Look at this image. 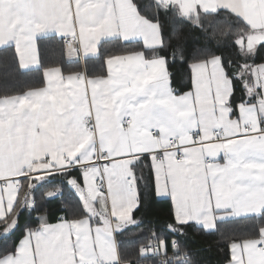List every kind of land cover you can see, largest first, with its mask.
I'll return each mask as SVG.
<instances>
[{
  "label": "crops",
  "instance_id": "obj_1",
  "mask_svg": "<svg viewBox=\"0 0 264 264\" xmlns=\"http://www.w3.org/2000/svg\"><path fill=\"white\" fill-rule=\"evenodd\" d=\"M155 1L185 18L217 11L238 17L256 41L243 52L246 60L264 43V0ZM48 36L78 40L69 63L81 66L104 41L141 42L146 49L161 45L158 26L140 17L132 0H0V49L12 46L22 70L38 67L36 41ZM249 66L237 75L243 97L235 114L230 102L236 83L219 59L192 65L191 90L176 96L165 60L141 52L108 58L104 77L49 69L41 89L0 99V222L16 204L17 179H46L63 168L64 157L86 166L77 170L86 216L25 231L0 264H117L116 232L130 224L138 208L117 184L134 191L129 165L144 156L151 159L157 190L172 197L161 200L170 202L177 224L211 232L218 222L259 216L264 63ZM127 118L129 126L123 124ZM172 139L179 151L168 150ZM97 150L108 159L100 168L93 165ZM228 264H264V229L256 240L231 245Z\"/></svg>",
  "mask_w": 264,
  "mask_h": 264
},
{
  "label": "trees",
  "instance_id": "obj_2",
  "mask_svg": "<svg viewBox=\"0 0 264 264\" xmlns=\"http://www.w3.org/2000/svg\"><path fill=\"white\" fill-rule=\"evenodd\" d=\"M138 15L158 26L161 45L146 49L141 42H122L118 39L102 42L93 58L83 59V67L65 61V40L56 36L39 38L36 41L38 67L22 70L18 55L12 46L0 49V99L19 96L31 90L41 89L44 72L60 69L62 73L84 72L90 77L106 75L105 61L108 58L141 52L147 58L160 57L166 62L171 91L182 95L191 90V67L196 63L218 58L226 77L235 84L231 96L234 110L243 97L237 75L244 64L257 66L264 63V43L256 54L245 59L239 45L249 36L250 29L238 17L227 11L201 14L190 19L179 15L171 6H162L155 0H132ZM187 85V87H184ZM141 157L131 166L135 186L140 188L139 207L134 211L132 221L122 231L116 232L119 258L124 263L138 259V253L148 239L162 242L169 248L173 241L184 251L191 264H228L225 256L235 243L260 238L264 229V211L259 216L235 218L221 221L211 232L193 225H179L175 222L168 200L149 197L152 183L151 159ZM80 175L77 170L51 175L41 181L21 180V187L13 211L0 222V258L15 252L25 231L38 229L44 224L57 221H76L86 216L80 196ZM59 188V197L51 192ZM12 230L5 234L7 228ZM152 264H157L151 261Z\"/></svg>",
  "mask_w": 264,
  "mask_h": 264
},
{
  "label": "built area",
  "instance_id": "obj_3",
  "mask_svg": "<svg viewBox=\"0 0 264 264\" xmlns=\"http://www.w3.org/2000/svg\"><path fill=\"white\" fill-rule=\"evenodd\" d=\"M78 48H79L78 40L64 42L65 61L67 63L72 62L73 58H71V52L76 53ZM79 59L81 60V58ZM85 123L88 127H91L93 124L92 118H87L85 120ZM123 124L125 126H129L131 124V120L127 118L123 120ZM152 134L154 135L156 134V132H152ZM198 135H199L198 131H194L192 133V136L195 139H198ZM215 137L216 138L219 137V132H215ZM180 149L181 148L177 145L176 140L174 139L170 140L168 150L179 151ZM156 160L159 161L160 158H157ZM62 161H63V168L54 170L53 171L54 175L60 176L65 171L81 170V169L86 168V166L84 165L75 166L74 164L71 163L68 157H64ZM107 161L108 159L106 155L100 150H97L93 165L98 166L100 168V166ZM177 161L179 162L180 159H177ZM207 162L209 163V161ZM23 179L32 180L34 179V176H24L21 179H17L16 183H17L18 189H20L21 180ZM99 187L100 189L105 191V184L103 181H101V183L99 184ZM60 194H61V190L59 188L51 192V195L55 197H59ZM151 261H155L157 264H191L188 255L184 251H181L178 249V244L176 241H173L167 250V248L165 247V244H163L162 242H157L151 238L148 239L147 242L143 246H141L139 253H138L137 260L124 263L119 258L117 264H152L150 263Z\"/></svg>",
  "mask_w": 264,
  "mask_h": 264
},
{
  "label": "snow or ice",
  "instance_id": "obj_4",
  "mask_svg": "<svg viewBox=\"0 0 264 264\" xmlns=\"http://www.w3.org/2000/svg\"><path fill=\"white\" fill-rule=\"evenodd\" d=\"M184 87H187V85H185ZM145 159H148V157H145ZM135 163V161H133V164ZM130 167L132 165H129ZM135 175V171L133 169V176ZM117 191L118 192H122L126 195L129 196H134L135 200H136V205L137 207H139V203H140V188L139 185L137 184V186L135 187L134 191L129 190L127 187H125L124 185L121 184H117ZM149 197L152 199H156V200H161V199H171L172 197H169L167 194L162 195L156 187V182H155V174L153 173L152 176V183L151 186L149 188ZM192 221H189V223H191ZM225 260L226 261H230V254L225 256Z\"/></svg>",
  "mask_w": 264,
  "mask_h": 264
},
{
  "label": "rangeland",
  "instance_id": "obj_5",
  "mask_svg": "<svg viewBox=\"0 0 264 264\" xmlns=\"http://www.w3.org/2000/svg\"><path fill=\"white\" fill-rule=\"evenodd\" d=\"M195 18H198V16H196V17H194V18H190V19H195ZM255 44H256V41H255V39L254 38H252V37H246L244 40H240L239 41V45H240V47H241V49H242V52H245L246 50H250V49H254L255 48ZM218 59V58H217ZM249 67H251V66H249ZM246 74L247 73H245L244 74V77L246 76ZM256 76V77H255ZM252 78L253 79H257L258 78V76H257V74H256V72L253 70L252 71ZM247 80V77L245 78V81ZM251 82V81H250ZM234 112V111H233ZM11 231V228H9L7 231H6V233L5 234H7V233H9Z\"/></svg>",
  "mask_w": 264,
  "mask_h": 264
},
{
  "label": "bare ground",
  "instance_id": "obj_6",
  "mask_svg": "<svg viewBox=\"0 0 264 264\" xmlns=\"http://www.w3.org/2000/svg\"><path fill=\"white\" fill-rule=\"evenodd\" d=\"M70 52V51H69Z\"/></svg>",
  "mask_w": 264,
  "mask_h": 264
}]
</instances>
